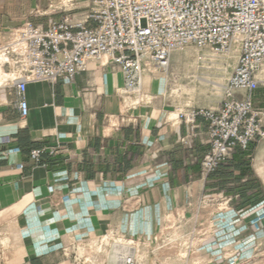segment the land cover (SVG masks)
<instances>
[{
	"label": "crops",
	"instance_id": "obj_1",
	"mask_svg": "<svg viewBox=\"0 0 264 264\" xmlns=\"http://www.w3.org/2000/svg\"><path fill=\"white\" fill-rule=\"evenodd\" d=\"M86 5L74 1L55 20L75 21ZM121 88V69L106 55L71 81L29 82L25 117L16 89L0 86V233L7 237L0 264H67L61 249L70 240L114 225L153 234L157 216L182 210L200 193L231 196L227 229L241 232L240 239L250 231L247 247L264 248V138L203 174L208 122L198 115L192 127L179 115L186 107L157 97L123 110ZM253 102L264 119V87ZM127 117L136 121L124 122ZM36 149L42 152L33 160ZM229 241L236 245L238 236Z\"/></svg>",
	"mask_w": 264,
	"mask_h": 264
},
{
	"label": "built area",
	"instance_id": "obj_2",
	"mask_svg": "<svg viewBox=\"0 0 264 264\" xmlns=\"http://www.w3.org/2000/svg\"><path fill=\"white\" fill-rule=\"evenodd\" d=\"M73 1L59 0V4L66 7ZM0 49L6 57L0 63V86L16 89L22 117L29 112L25 96L29 82L71 81L101 55L120 67L121 93L132 94L141 88L148 65L165 71L175 52L191 50L203 62L225 58L236 50V62L221 86L217 106L186 108L179 115L192 127H197L198 115L208 122L203 174L217 170L234 149L245 150L252 141L264 138V119L253 102V93L264 87V0H90L75 21L69 16L45 25L22 20L14 38ZM41 152L32 150L31 159L38 160ZM231 201L222 192L200 193L177 212L176 227L181 229L192 220L189 231L193 236L216 226L221 221L218 215L229 212ZM211 209L216 213L206 218ZM145 238H130L112 226L97 237L70 240L61 251L67 264H93L89 251L93 245L97 251L107 249L103 264H109V254L115 249L116 264H137L144 246L148 262H156L151 247L155 237L147 243Z\"/></svg>",
	"mask_w": 264,
	"mask_h": 264
},
{
	"label": "rangeland",
	"instance_id": "obj_3",
	"mask_svg": "<svg viewBox=\"0 0 264 264\" xmlns=\"http://www.w3.org/2000/svg\"><path fill=\"white\" fill-rule=\"evenodd\" d=\"M74 1H83L84 4L90 3V0ZM36 3L37 0H16L13 7H9V0H0V19H5L7 16L14 18V21L9 23H0V46L14 38L15 28L24 19L32 22L37 20L51 21L60 18L61 13L59 14V11L62 14L70 13V11H62L69 8L70 3H67L64 7L59 4V0H42V4L38 9L29 7L34 6ZM82 10H85V7ZM6 26L9 28H4ZM236 58V50H232L225 58L203 62L197 60L192 55L191 50L175 52L169 68L165 71L158 70L153 65H148L142 76L139 102L134 100L128 106L147 103L152 98L157 97L179 107H216L221 98V86L229 77ZM225 63L227 64L226 68H224ZM1 82L0 79V84ZM133 96L134 93H122L123 100ZM209 212L210 214L206 215V218H211L216 213L213 209ZM176 214L175 210H169L163 215L157 216L155 218L157 229L153 234L134 232L132 229L127 233L133 239L146 237V243L149 242L151 237H155L151 247L155 252L156 262H148L146 257L148 247L141 246L138 252L139 260L137 264H231L234 258H237L235 264H264V248L260 246L255 249L253 248L256 246H252L253 248L247 247L250 246L251 242L250 238H245V235H249L250 231L243 232L241 239V232H238V230L236 234L229 232L223 221L224 213L218 215V219L216 218L217 221L221 219V224L218 221L216 226L207 228L193 236L190 235L189 231L192 220L185 223L181 229L177 228L175 223ZM238 227L236 228L238 229ZM234 235L238 236L236 245H234L235 242L229 241ZM97 236L99 234H94L91 238ZM202 237L205 238L201 239ZM257 238L258 236L255 237V239ZM258 239L260 241L261 238ZM0 243L5 248L7 243L5 234L0 233ZM89 251H92L93 264L106 262L107 249L100 248L97 251L93 245ZM250 259L252 260L250 261Z\"/></svg>",
	"mask_w": 264,
	"mask_h": 264
},
{
	"label": "bare ground",
	"instance_id": "obj_4",
	"mask_svg": "<svg viewBox=\"0 0 264 264\" xmlns=\"http://www.w3.org/2000/svg\"><path fill=\"white\" fill-rule=\"evenodd\" d=\"M6 59L5 54L3 53V51L0 49V62H3ZM1 77V76H0ZM1 79V78H0ZM141 89L136 90L134 92V96L133 97H129L128 99H125L122 103V109L124 110L130 103L135 101L139 102V99L141 97ZM117 249L113 250L110 254H109V264H116L117 262Z\"/></svg>",
	"mask_w": 264,
	"mask_h": 264
}]
</instances>
